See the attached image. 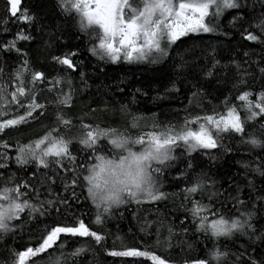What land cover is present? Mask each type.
<instances>
[{"label": "snow or ice", "instance_id": "1", "mask_svg": "<svg viewBox=\"0 0 264 264\" xmlns=\"http://www.w3.org/2000/svg\"><path fill=\"white\" fill-rule=\"evenodd\" d=\"M3 3L0 31L8 33L10 24L20 27L11 39L0 40V56L16 54V62L7 69L0 64V246L22 238L27 224L43 219L42 228L38 223L29 230V243L4 248L8 255L3 264H77V258L90 250L130 258L125 264H175L166 255L176 235V224L167 214L144 219L140 232L155 239L139 247L127 245L107 224L118 212L122 217L120 210L130 205L139 210L169 200L175 204L177 198L195 232L213 242L203 258L185 259L183 264H264V254L256 255L254 247L264 243V230L256 226L264 211V186L257 189L255 179H247V200L241 198L238 184L225 196L206 172L197 171L193 156L207 154L215 160L212 150L231 152V144L225 142L239 140L255 157L242 163L246 175L264 178V84L255 87L256 74L232 61L235 94L229 91L217 104L209 100L210 107L201 99L198 112L186 107L185 115L175 120L137 114L130 104L109 108L107 102L103 109L89 106L84 115H75L74 74L86 84L79 49L51 56L58 66L55 74L36 69L19 43L36 39L31 26L37 16L24 0ZM57 7L87 36L91 56L104 63L158 64L183 37L217 33L230 38L232 29L242 41L264 46V0H259V13L256 3L248 0H57ZM226 14L232 18L224 26ZM209 55L207 77L221 67L215 50ZM243 56L248 58L250 53L244 51ZM258 72L264 80V67ZM166 91L179 89L173 83ZM198 95L192 93L193 98ZM97 111L111 112L114 119L86 122L85 117ZM45 117L49 122H43ZM37 124L41 131L29 135ZM178 161L185 167L174 179L185 186L178 193L167 192V173ZM12 164L16 171L10 170ZM57 181L63 194L53 189ZM221 196L231 202L236 214L221 210L226 207ZM53 213L59 219H53ZM184 225L185 220H180L181 230L187 233ZM239 237L247 238V247L235 252L219 243L221 238ZM70 238H87L90 247L67 251Z\"/></svg>", "mask_w": 264, "mask_h": 264}, {"label": "trees", "instance_id": "2", "mask_svg": "<svg viewBox=\"0 0 264 264\" xmlns=\"http://www.w3.org/2000/svg\"><path fill=\"white\" fill-rule=\"evenodd\" d=\"M249 4L256 3V11L259 13V0H248ZM25 6L37 16V23L31 26L32 34L36 39L31 42H20L19 47L28 53L32 65L36 69L44 70L50 75L55 74L58 66L51 62V56L71 49H79L83 61V71L86 73V84L81 83L79 75L74 74L75 83V115H84L88 112L89 106L96 109L118 108L121 103L130 104L137 114L151 117L153 113L157 114L160 120H175L182 118L185 113L183 109L190 108L193 112H198L196 104L203 99L204 106L210 107L208 101L212 104L219 103L223 97L232 91V84L236 80V70L232 66V61L240 62L244 68H248L257 76L255 87L259 88L264 84V80L259 79V67H264L260 63L264 58V46L255 45L251 42L241 40L239 34L234 30H229L231 36L211 34H190L183 37L176 45L170 49L169 57L158 64L147 63H125L123 61L111 64L99 61L91 56L87 51L90 47L87 36L77 30L75 23L66 18L57 7V0H24ZM4 3L0 0V16H3ZM231 15L226 14L222 21L227 25ZM10 31L2 33L0 31V40L11 39L12 35L19 30L20 25L10 24ZM26 27V26H25ZM223 30V29H222ZM215 50V59L221 62V67L217 68L213 76L207 77L205 70L211 65L210 53ZM244 51H248L250 56L245 58ZM245 59L249 64H245ZM16 62V54H4L0 56V64L7 65ZM227 66V67H224ZM175 83L179 91H166ZM119 88L124 91L120 92ZM140 89V92H136ZM199 92V95L193 98L192 93ZM161 97V99H158ZM133 98L135 102L133 103ZM189 100L192 101L191 106ZM51 110L48 117H51ZM117 113V117H118ZM46 119V120H44ZM44 122H49L45 117ZM114 119L111 112L97 111L95 115L89 113L85 117L88 121H112ZM35 126V125H34ZM16 138V134H13ZM232 146L231 152L221 150H212L211 155L216 156L215 160L208 159L207 154L193 153L194 163L197 165V171L203 170L208 174L211 180L215 181V188L227 196L226 190H231L235 185L240 186V196L247 200L249 189L246 187L247 179H255L256 188L264 186V178L259 176L246 175L242 163L254 159V154L250 155L249 148L239 140L226 141ZM259 151V150H257ZM185 164L178 161L176 166L171 168L165 179V191L178 193L185 186L182 180H176L174 177L180 176ZM11 171H16L15 164L10 165ZM33 169L29 167L27 174L31 175ZM24 175V173H19ZM55 192H61L62 188L57 181L53 185ZM80 189H77L79 192ZM233 194H235L233 192ZM221 196L220 200L225 202L226 207L221 209L229 214H236V209L232 207L231 202ZM255 192H253V197ZM207 202V201H205ZM180 201L177 198L175 204L169 200L166 204L144 205L137 210L136 205H130L127 209H121L123 216L117 213L116 217L110 220L107 228L112 233H119L125 238V243L129 246H141L142 243H151L155 237H146L140 232V227L144 219L151 221L156 219L158 214H167L169 220H174L176 224L175 233L171 240L172 247L168 249V255L175 264H183L185 259L203 258L207 251L213 247V242L206 239L201 233H196L191 224V218L179 208ZM216 207L220 208V201L216 202ZM136 214L134 218L133 214ZM264 211L256 219L258 229L264 230ZM53 219H59L53 213ZM180 220H185L184 227L189 231L184 233L180 227ZM43 227V219L39 222H31L25 226L22 238L9 240L6 246H0V264L7 257L8 253L4 251L5 247L22 246L29 243V230H35L37 224ZM165 235H167L165 233ZM67 251L80 246L90 247L87 238H70L66 241ZM221 245H226L232 251L240 250L241 246L247 247V238L239 237L234 240H225L221 238ZM190 246V247H189ZM256 255L264 254V243L257 242ZM252 250L249 249V252ZM59 255V253H55ZM130 258L109 257L103 251H88L85 255L77 258V264H125V260ZM43 264V262H41Z\"/></svg>", "mask_w": 264, "mask_h": 264}, {"label": "rangeland", "instance_id": "3", "mask_svg": "<svg viewBox=\"0 0 264 264\" xmlns=\"http://www.w3.org/2000/svg\"><path fill=\"white\" fill-rule=\"evenodd\" d=\"M44 120H46V119H44ZM44 120H43V122H44ZM44 123H46V122H44ZM40 131H41V127L39 124H37V125L33 126V128L29 129L28 134L32 135V134L38 133Z\"/></svg>", "mask_w": 264, "mask_h": 264}]
</instances>
